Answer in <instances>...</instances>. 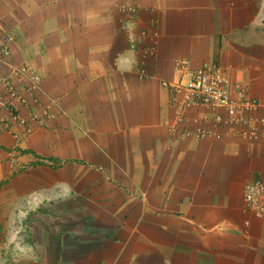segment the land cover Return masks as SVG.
<instances>
[{
	"label": "crops",
	"instance_id": "obj_1",
	"mask_svg": "<svg viewBox=\"0 0 264 264\" xmlns=\"http://www.w3.org/2000/svg\"><path fill=\"white\" fill-rule=\"evenodd\" d=\"M6 35L54 119L19 141L0 126V264H264L242 201L264 138L202 107L177 122L164 86L214 64L259 97L264 0H0Z\"/></svg>",
	"mask_w": 264,
	"mask_h": 264
},
{
	"label": "built area",
	"instance_id": "obj_2",
	"mask_svg": "<svg viewBox=\"0 0 264 264\" xmlns=\"http://www.w3.org/2000/svg\"><path fill=\"white\" fill-rule=\"evenodd\" d=\"M0 43V126L16 141L28 137L38 128H47L54 119L53 103L43 104L37 93L41 91V77L25 64H13L6 35ZM177 69L187 68L186 61L176 62ZM264 82V78H263ZM180 100L176 105L177 122L187 108L202 107L215 114L218 121L239 131L250 141L264 138V88L259 97H251L243 83H232L227 71L214 64L193 70L185 82L164 84ZM196 137H206L203 130ZM244 206L264 221V180L245 184L242 192ZM28 211L20 210L13 232L17 250H22L23 220Z\"/></svg>",
	"mask_w": 264,
	"mask_h": 264
},
{
	"label": "rangeland",
	"instance_id": "obj_3",
	"mask_svg": "<svg viewBox=\"0 0 264 264\" xmlns=\"http://www.w3.org/2000/svg\"><path fill=\"white\" fill-rule=\"evenodd\" d=\"M22 237H23V234H22ZM23 241V240H22Z\"/></svg>",
	"mask_w": 264,
	"mask_h": 264
}]
</instances>
